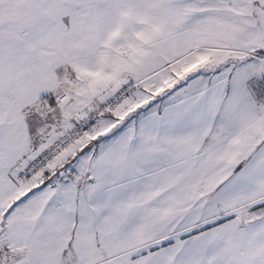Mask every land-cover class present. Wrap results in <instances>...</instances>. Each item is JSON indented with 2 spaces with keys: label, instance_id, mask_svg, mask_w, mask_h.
I'll list each match as a JSON object with an SVG mask.
<instances>
[{
  "label": "snow or ice",
  "instance_id": "6c2138e0",
  "mask_svg": "<svg viewBox=\"0 0 264 264\" xmlns=\"http://www.w3.org/2000/svg\"><path fill=\"white\" fill-rule=\"evenodd\" d=\"M0 264H264V0H0Z\"/></svg>",
  "mask_w": 264,
  "mask_h": 264
}]
</instances>
